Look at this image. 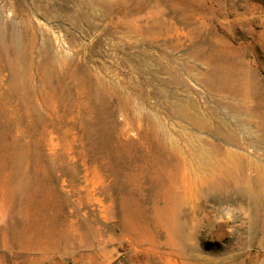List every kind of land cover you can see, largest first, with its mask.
Here are the masks:
<instances>
[{
  "label": "rangeland",
  "instance_id": "rangeland-1",
  "mask_svg": "<svg viewBox=\"0 0 264 264\" xmlns=\"http://www.w3.org/2000/svg\"><path fill=\"white\" fill-rule=\"evenodd\" d=\"M0 264H264V0H0Z\"/></svg>",
  "mask_w": 264,
  "mask_h": 264
}]
</instances>
